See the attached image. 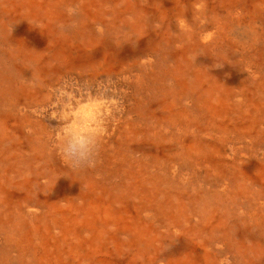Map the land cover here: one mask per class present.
<instances>
[{
    "label": "rangeland",
    "instance_id": "1",
    "mask_svg": "<svg viewBox=\"0 0 264 264\" xmlns=\"http://www.w3.org/2000/svg\"><path fill=\"white\" fill-rule=\"evenodd\" d=\"M0 264H264V0H0Z\"/></svg>",
    "mask_w": 264,
    "mask_h": 264
},
{
    "label": "bare ground",
    "instance_id": "2",
    "mask_svg": "<svg viewBox=\"0 0 264 264\" xmlns=\"http://www.w3.org/2000/svg\"><path fill=\"white\" fill-rule=\"evenodd\" d=\"M193 33V32H192ZM20 35H22V34H20ZM31 41V40H30ZM139 43V42H138ZM111 82V81H110ZM79 83V82H78ZM71 84V83H70ZM68 85V84H67ZM74 87V86H73ZM130 88H131V86H130ZM75 89V88H74ZM70 90H71V88H70ZM86 90V89H85ZM61 91V90H60ZM91 93V92H90ZM12 94H14V93H12ZM62 95V94H61ZM93 98V97H92ZM61 100V99H60ZM59 100V101H60ZM80 100V99H79ZM115 100V99H114ZM56 101H57V99H56ZM64 101V100H63ZM101 101V100H100ZM113 101V100H112ZM77 104H79V103H77ZM111 104V103H110ZM96 105V104H95ZM106 105V104H105ZM113 105V104H112ZM51 108V107H50ZM72 108V107H71ZM107 108V107H106ZM42 109V108H41ZM78 109V108H77ZM54 110H57V109H54ZM100 110V109H99ZM41 112H42V110H41ZM60 112V111H59ZM83 112H85V111H83ZM56 113L57 112H49V111H44V114H46V116L48 117V118H54V117H56ZM91 113H92V110L91 109H88L87 110V112L85 113L86 115H88V116H90L91 115ZM79 114H80V112H79ZM96 114V113H95ZM45 116V115H44ZM62 117V119H64L65 121L67 120V121H69L70 120V118L71 117H69V115L67 114V112H64L63 113V115L61 114V116H57V118H61ZM88 118V117H87ZM56 119V118H55ZM96 120V119H95ZM57 121V120H56ZM53 122V121H52ZM75 122V121H74ZM95 123V122H94ZM57 128V127H56ZM54 130V129H53ZM58 130V129H57ZM49 131V130H48ZM76 131V130H75ZM51 133H52V129H51ZM82 133V132H81ZM53 134V133H52ZM80 134V133H79ZM32 135V134H31ZM54 136V135H53ZM57 136V135H56ZM81 137V136H80ZM83 139V138H82ZM92 141V140H91ZM94 142V141H93ZM85 152H87V151H85ZM80 153V152H79ZM80 156V155H79ZM78 157V156H77ZM64 188V187H63ZM59 191H60V189H59ZM58 192V191H57ZM65 192V191H64ZM59 193V192H58ZM65 193H67V192H65ZM61 196V195H60Z\"/></svg>",
    "mask_w": 264,
    "mask_h": 264
},
{
    "label": "clouds",
    "instance_id": "3",
    "mask_svg": "<svg viewBox=\"0 0 264 264\" xmlns=\"http://www.w3.org/2000/svg\"><path fill=\"white\" fill-rule=\"evenodd\" d=\"M77 144H79L80 147H84V143L82 141H77ZM95 166V162L90 165V167H94Z\"/></svg>",
    "mask_w": 264,
    "mask_h": 264
}]
</instances>
